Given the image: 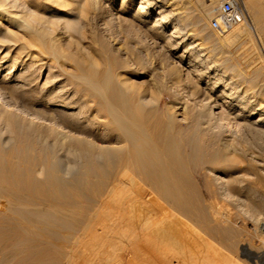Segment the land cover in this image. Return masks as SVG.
Segmentation results:
<instances>
[{"label": "bare ground", "instance_id": "1", "mask_svg": "<svg viewBox=\"0 0 264 264\" xmlns=\"http://www.w3.org/2000/svg\"><path fill=\"white\" fill-rule=\"evenodd\" d=\"M157 1L117 3L173 56L185 15ZM198 1L191 23L212 40H190L177 60L166 57L162 88L174 96L166 100L132 80V63L112 55L107 34L92 45L90 20L108 24L109 0H0V15L17 29L0 21V67L22 66L0 77V264H109L117 247L115 264H264V195L252 186L264 182V160L242 145L264 141V105L240 90L231 68L209 60L223 43L254 36L261 44L262 10L243 0L251 22L211 38L208 19L222 0ZM52 3L72 5L76 18L38 12ZM181 81L188 100L177 97ZM229 205L255 221L260 246Z\"/></svg>", "mask_w": 264, "mask_h": 264}, {"label": "rangeland", "instance_id": "2", "mask_svg": "<svg viewBox=\"0 0 264 264\" xmlns=\"http://www.w3.org/2000/svg\"><path fill=\"white\" fill-rule=\"evenodd\" d=\"M186 1L188 2L190 0H158L157 1V3H158L157 5H159L163 2H165V5L171 4V6H167L168 9L173 10L174 13L180 12L181 14L185 15V19H186L185 20V30H186L187 35L182 36L180 34L179 35L180 37L179 36L177 37V41H180V43L175 44L176 48L173 50L174 54H173V56L171 55L172 57L170 55H168L165 51L167 48H171L173 46L168 45L165 42L164 38L158 39L159 41H157L156 38L153 36L154 34L147 29L148 26L144 25L138 18H136V17L134 18V16L131 13L124 11V10H121L119 8L117 0H109L108 24H105L104 20H102L101 17L97 18L96 21L95 20L92 21V19L90 20V24L92 23L91 24L92 32L90 34H92V36L94 37V39L92 40V42H94V44L92 43V45H94L95 48L97 49L99 47V43L101 42L100 37L103 38V36L107 34V36H104V37H108V43H109L112 55L116 59H118V61H120L121 63L122 62L123 63L124 62L125 63L131 62L132 63L131 64L132 65L131 70H129V72L132 73V80L134 82L140 83V85H142L143 88L149 87L150 89H148V91H147L149 95H151L150 92L152 91L153 95H156V96L159 95L160 98H165L166 100H172V99H174V96L169 91H167V89L162 88V87H165L164 85H165V82L167 80L166 78L163 77L166 73L164 60L166 59V57L167 58L170 57L169 60L170 59L172 60L173 57H174V60L175 59L177 60L180 53L183 52L184 50L188 49L187 46H189L188 42L190 40L194 39V40H196V42L198 44L201 43L203 46H208L209 41L212 40V39H206L203 36L197 35L196 31H195V26L191 23L192 14L196 10V8L197 9L201 8L199 1L198 0H191V2L195 3L194 5L196 7L195 6L190 7ZM7 3L5 2L6 5H7ZM256 4L258 5V8H261L262 11L260 13L264 19V0H256ZM58 6L59 5L57 3H52L50 6L47 5L45 8L40 6V7H38L39 8L38 12L40 14L45 15V16H50L52 13H54L55 15L63 14L66 18L68 17L70 19L76 18L75 14L77 13V9L74 8L73 11L68 10V8L70 9L72 7V5H68L69 7L64 6L63 8L59 7V8L63 9L62 11L59 10ZM21 8L22 7L12 8V9H15V10H13L14 12H16V11L18 12V9H20L19 13H21V11L23 9V8L22 9ZM1 9H2V7H0V10ZM178 10H181V11H178ZM51 11H52V13H51ZM155 13H157V12H155ZM215 13H216V10H214V13L211 14L210 18L208 19L209 20L208 21V28L210 30L211 38H213L215 35H220L219 32H216L211 27V23H209L211 21V18L215 15ZM129 17H131V18H129ZM88 18H91L89 16V14H88ZM0 19H1L0 21L2 22V26L5 29L8 28V29H11L12 31L17 30V29L14 30L15 29V27H13V23H15L14 21H11L10 19H8L5 16L2 17L1 15H0ZM99 19H101V20H99ZM11 22H12V24H11ZM137 22H139V23L141 22V23L139 24ZM6 26H8V27H6ZM106 27H107V30L105 29ZM169 30L171 31V27L168 28V32H170ZM17 33L20 35V37L23 36V39H26V37H24V34H22L23 31L18 30ZM24 33H26V31H24ZM216 33H219V34H216ZM199 38H201V39H199ZM261 39H262V41H261L262 45L256 39V37L252 36V38L248 39L244 43H242V41L223 43V44L219 45L218 49H216L215 47H214L215 48L214 49L213 46H211V48L214 50H213L212 55L210 56L209 60H211V59L217 60V62H220L222 64L221 65L222 68L223 67L229 68V69L231 68L232 73L233 74L235 73L233 76L235 78H233V79L239 83L240 90L241 91L248 90L251 93L252 98L255 101L262 102V105H264V94L259 93V92L256 93L253 91L254 88H257V86L255 85L256 82L260 83L261 86L264 88V46H263L264 45L263 44L264 32L261 34ZM71 40L73 42H77L79 40V38L73 34ZM86 40H89V39H86ZM1 44H4V43L0 42V46H1ZM164 44L166 45V47ZM64 45H65L64 48H65L66 52L74 51V50L70 49L71 44L64 43ZM223 48H226V49L224 50ZM6 50L7 49L2 50L1 53L3 54ZM11 52L15 54V51L13 49L11 50ZM98 52L92 51V55L96 59V61H99L98 63L100 65H104V63L107 61L105 59L106 57L100 56L98 54ZM34 55H36V57H37V55H39L37 50L36 51L34 50ZM98 58H99V60H98ZM234 59H235L237 64L232 63V60H233V62H235ZM46 60L48 61V59H46V58H44L42 60V62H45V63H43L44 66L40 69L41 70L40 71L41 76L39 78V81L41 82V84L45 81L46 76L48 74V70H49L48 69L49 66L47 65L48 66L47 67L45 65ZM42 62L38 61L36 63V65L39 63H42ZM68 64H70V63H68ZM136 65H137V67H135ZM230 65H231V67H230ZM257 65L260 66L261 71H260L259 80L255 81V79H253V76H254L253 72H254V68ZM8 66H9V62L5 63V65L0 67V77L3 76V78H4L5 75L10 77L11 75H13L14 72L17 71L18 67H19V69L22 68L21 65H16V67L13 68L9 74H7L8 70H9L7 68ZM69 67H70V65H69ZM118 68L121 69L122 66L118 67ZM122 71H124V68H122ZM125 77H126L125 75L122 76V78H125ZM249 78H250V80H247ZM261 79H262V81H260ZM180 84H182V86H180V88H178V90H180V91H178L180 94L177 93V97L179 96L178 98H181V99L184 98L182 100H188V99H186V98H188L187 97V91H185L187 89L185 87V86H187L186 85L187 82L181 81ZM182 87H185L184 88L185 90ZM252 140H254V142H256V143H254ZM251 141L249 142V144L244 142L242 144L243 147H247V146L251 147V149L254 151V159L255 160L257 159L256 161H259L262 159L264 160V141L259 139V138H252ZM239 155H241V154H239ZM258 182L252 183V186L257 192L264 195V182H259V183ZM229 206L231 207V209ZM229 206H228V208L231 211V217L230 218L233 221H235L236 224L239 225L240 227L243 226L241 228L242 229L241 231L243 232V234L246 235V237L250 240V242L255 247L260 246L261 245V237H260L261 232L257 233V231L259 232L260 230H259L257 224L255 223V221L252 220L247 215H244L239 209H237V208L234 209L231 205H229ZM108 223H109V220H108ZM110 224H108V229H109L108 234H107L108 240L112 239V237H113L112 234L114 231V228L112 229L113 231L111 230L110 226H112V225H110ZM109 232H111V233H109ZM109 234H111L112 236L109 237L110 236ZM258 241H260V242L258 243ZM117 248L118 249L115 248V250H112V251H110L111 250L110 249V250H108V252L115 253L116 251H118L115 254H119V256H121V254L119 253L120 248L119 247H117ZM112 253H108L112 257V258L110 256L108 257V259H110L109 264L118 263L120 261V257L115 255V254H112ZM113 260H115V262H113ZM111 261L113 263H111Z\"/></svg>", "mask_w": 264, "mask_h": 264}, {"label": "built area", "instance_id": "3", "mask_svg": "<svg viewBox=\"0 0 264 264\" xmlns=\"http://www.w3.org/2000/svg\"><path fill=\"white\" fill-rule=\"evenodd\" d=\"M241 22H251L243 0H222L216 15L211 18V27L222 33Z\"/></svg>", "mask_w": 264, "mask_h": 264}]
</instances>
